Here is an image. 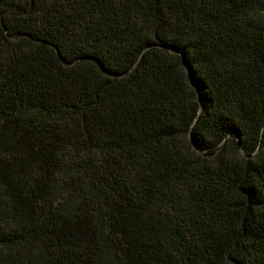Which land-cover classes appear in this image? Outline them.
<instances>
[{
  "label": "trees",
  "instance_id": "16d2710c",
  "mask_svg": "<svg viewBox=\"0 0 264 264\" xmlns=\"http://www.w3.org/2000/svg\"><path fill=\"white\" fill-rule=\"evenodd\" d=\"M0 264H264V0H0Z\"/></svg>",
  "mask_w": 264,
  "mask_h": 264
}]
</instances>
